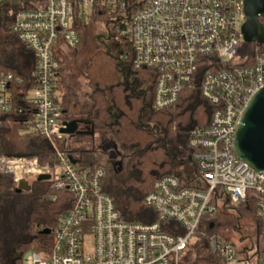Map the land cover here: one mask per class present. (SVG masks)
<instances>
[{
	"label": "built area",
	"instance_id": "2783aa9c",
	"mask_svg": "<svg viewBox=\"0 0 264 264\" xmlns=\"http://www.w3.org/2000/svg\"><path fill=\"white\" fill-rule=\"evenodd\" d=\"M11 4V32L35 57L25 100L35 108L27 134L44 138L55 152L54 168L36 157L0 156V173L12 176L17 188L49 176L45 196L72 198L52 232L49 254L28 252L23 264H264V172L250 168L234 153L236 130L250 99L264 89V43L256 44L250 65L237 59L245 22L242 0H0ZM113 43L128 44L135 71L151 73V108L166 109L186 89L199 86L212 107L210 124L194 128L188 140V162L197 184L176 176L158 179L144 198L157 221H124L114 199L102 190L103 167L73 164L56 96L64 50L80 44L78 26L94 16ZM264 26V17L259 18ZM242 64V65H241ZM22 79L0 71V116L13 110V90ZM60 143L61 147L57 144ZM251 202L255 238L240 233L237 208ZM218 211L233 213L246 247L231 242L234 233H210ZM211 225H213L211 227ZM209 226V228H208ZM207 230V232H206ZM91 241L90 250L87 244Z\"/></svg>",
	"mask_w": 264,
	"mask_h": 264
},
{
	"label": "trees",
	"instance_id": "16d2710c",
	"mask_svg": "<svg viewBox=\"0 0 264 264\" xmlns=\"http://www.w3.org/2000/svg\"><path fill=\"white\" fill-rule=\"evenodd\" d=\"M13 10L11 4L0 6V71L12 73L22 79V83L14 87L13 110L0 116V156L34 155L40 166L54 168L57 162L49 143L40 136L26 133V123L33 118L35 108L25 100V95L33 85L29 79L37 65L33 54L11 32ZM100 20L108 21L96 14L92 24ZM88 27L78 26L80 44L76 51ZM107 39L113 43L111 35ZM114 44L119 53L117 57L109 51H96L85 65L90 91L87 103L78 102L75 93L65 85L62 77L66 59H61L55 88L60 92L57 103L63 122H75L78 131L85 127L92 129L93 134L107 132L112 136L126 163L116 183H111L105 169L102 190L114 199L124 221L153 224L157 218L144 205V198L162 177L176 176L182 180L177 164L188 161L189 135L194 128L209 126L212 107L202 99L196 86L184 90L176 104L153 110V89L147 85L151 73L133 69L128 44ZM247 49L242 42L237 51V59L244 60L243 66L250 65L255 57V52ZM74 57L78 58V54ZM142 83L144 89L140 87ZM80 153V150L68 152L72 159ZM81 166L98 167L96 162H85ZM51 193L54 192L48 182L37 181L31 183L29 192L17 193L12 176L0 173V264H23L28 252L49 254L52 232L73 202L66 191L55 192L57 199L50 202L45 196ZM237 212L241 218L255 215L251 202ZM212 222L214 227L210 233L221 236L239 223L237 215L226 211H218Z\"/></svg>",
	"mask_w": 264,
	"mask_h": 264
},
{
	"label": "rangeland",
	"instance_id": "374dc122",
	"mask_svg": "<svg viewBox=\"0 0 264 264\" xmlns=\"http://www.w3.org/2000/svg\"><path fill=\"white\" fill-rule=\"evenodd\" d=\"M97 22L99 24L104 23V21L101 20ZM99 24L94 23L88 27L85 32L82 44L77 51L76 49L74 51L64 50L61 57V59H66L63 65L62 78L65 82V85L69 87L73 93H75L78 102L81 104L87 103V98L90 94L85 73V65L87 64L88 59L96 51L100 50L106 52L109 51L111 52L112 56L115 57L119 55L117 49L115 48V44L107 39V31L103 27H100ZM245 47H248L247 50H250V52L256 51L255 44L253 43H245ZM75 53L78 54V58L74 57ZM140 87L144 89V83H142ZM147 101H149V98H147ZM143 121L147 123V117H144ZM84 128L85 127L82 129V134L73 135L71 137L70 142L67 145V151H82V153L74 156L77 166H81V164L85 162H96L97 166L103 167L108 171V177L111 180V183H116L118 176L121 175L120 172L123 170V167L126 163L125 157H123L118 152L115 141L109 133L95 132L94 138V136H89V133H93V130H87ZM76 133H78V131ZM57 144L61 147L60 143ZM104 147L110 152H114L116 156L114 158H109L107 154L104 155ZM110 171L111 174H109ZM177 171L185 184H197V179L195 178L193 168L187 160L178 162ZM33 180L35 181L36 178ZM251 219L252 218H241L239 224L240 233H244L245 237L254 239L255 228L253 227L254 223L249 221ZM233 229H229L225 233H234V231H232ZM228 238H231V242L237 247L243 248L249 244V241L243 242L238 233H234L233 237L229 236ZM90 246L91 241H89L87 244V250H90Z\"/></svg>",
	"mask_w": 264,
	"mask_h": 264
},
{
	"label": "water",
	"instance_id": "95a60500",
	"mask_svg": "<svg viewBox=\"0 0 264 264\" xmlns=\"http://www.w3.org/2000/svg\"><path fill=\"white\" fill-rule=\"evenodd\" d=\"M245 22L241 32L244 43H264V26L259 18L264 17V0H242ZM64 133H76L78 126L75 122L65 123ZM81 134L79 131L77 133ZM72 135V134H71ZM92 137L93 133H89ZM234 153L242 162L253 170L264 172V89L258 91L246 105L240 118L234 141ZM16 157L32 158L34 155H15ZM114 158V156H112ZM73 164L76 161L70 157ZM49 176H39L37 182H44ZM31 186L21 181L16 192H29ZM213 225H211L212 227ZM48 233V232H46Z\"/></svg>",
	"mask_w": 264,
	"mask_h": 264
},
{
	"label": "flooded vegetation",
	"instance_id": "af4514ba",
	"mask_svg": "<svg viewBox=\"0 0 264 264\" xmlns=\"http://www.w3.org/2000/svg\"><path fill=\"white\" fill-rule=\"evenodd\" d=\"M87 130H89V129H87ZM93 136H94V138H95V134H93ZM93 136H92V137H93ZM105 147H106V146H105ZM105 147H104V148H105ZM106 151H107V152H106ZM106 154L108 155L109 158H111L112 156H114V157L116 156V154H115L114 152H110L109 150H107V148L104 149V155H106Z\"/></svg>",
	"mask_w": 264,
	"mask_h": 264
},
{
	"label": "crops",
	"instance_id": "0c3cea01",
	"mask_svg": "<svg viewBox=\"0 0 264 264\" xmlns=\"http://www.w3.org/2000/svg\"><path fill=\"white\" fill-rule=\"evenodd\" d=\"M56 96H57V99H60V92L59 91H56ZM82 129L83 127L79 128V132L81 133L82 132ZM85 129V128H84ZM82 134V133H81ZM77 135V134H76ZM79 135V134H78Z\"/></svg>",
	"mask_w": 264,
	"mask_h": 264
}]
</instances>
